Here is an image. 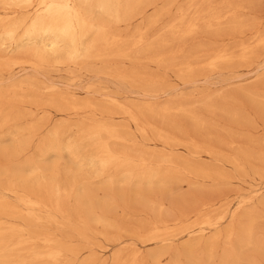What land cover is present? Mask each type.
<instances>
[{
  "label": "rangeland",
  "instance_id": "1",
  "mask_svg": "<svg viewBox=\"0 0 264 264\" xmlns=\"http://www.w3.org/2000/svg\"><path fill=\"white\" fill-rule=\"evenodd\" d=\"M148 1L151 3V5L150 7L144 10V14L141 15L143 16V18L141 16L133 18L132 20L128 22L129 24L128 23L118 24V25L113 24V22H111L109 18H107L106 16L98 12L97 10H93L89 17L92 24L94 25L102 24L103 26H105L108 32H110L114 36H117L120 39V41H122V43L124 41H127L123 43V46L121 48L124 51L127 50L126 52L128 53L131 50V53H130L131 55L128 54V57H127L128 59L117 58V57L114 58L113 56H111V54H113L114 51L110 50L105 53L106 58L102 57L100 59H95V60L93 59L84 60V63H83V59L82 60L78 59L72 65L65 64L66 62L68 63V61L65 59L66 58V55L64 54L65 49L62 48V46H60V51H59V54L57 55L50 53L49 48H46L42 51L41 45L39 42H37L36 44L34 43L33 45L26 44L27 46L25 47L27 48L25 49L22 48L21 50H19L14 45H12L10 41H7L3 37V35L1 34V29H0V68H2L3 65L8 60L11 59L12 61L13 59H15L13 60L14 61L13 62L14 64L12 63L13 65L9 64L10 67L9 65H5L6 67L8 66L9 68L8 67L7 69L2 68L3 70L5 69L4 70L5 72L2 69H0V73H1L0 74V103H1L0 113L6 114L8 111V108L10 109L11 107L12 109L14 105H17L14 107V109L11 110L10 114L14 116H21L20 119H16L17 121L13 120L12 122L10 121L4 124L5 122L2 120V117L0 115L1 117L0 118V202L8 204L10 208L7 211L0 210V217H1L0 225L2 228H5V229H13V230L28 229L32 233L33 236H37L40 239H43L45 237V239H48L50 241V244H52V246L61 248L63 249V253L64 252L66 253V254L64 253L62 258L59 260V264L60 263L61 264H71V262L72 264H78V263L79 264H127L128 262H130V259L133 257L135 252H138L137 256L138 257L140 256L141 259H143L141 260L137 258V262H138L137 264H145L144 263L145 261L147 262V264H152L157 261L161 262L162 264H165L167 262H170L168 264H171L173 262L175 264H195L198 262L189 261V259H187L184 256V254L180 252L183 249V247L187 243H189V241L190 242L192 241L191 239L189 240L187 237L178 236L171 246L172 248L171 250L173 252L177 251V249L180 252L177 258L174 256H171L170 259L166 257H162V254L164 251L162 247H159V246L157 247L155 245H149L148 243L144 244L143 237L146 236V233L149 234L148 231L150 229V226L152 225L150 222H156L157 220L160 223H162V221L164 223V221H167L164 224L168 225V222H169L171 223L170 227L171 225L173 227V230H170L169 232L171 234H177L175 232L180 231V230L183 231L186 228L185 225H187V228L188 226L190 227L192 225L191 227H193L194 230H197L196 226H198V224L203 222L204 218L205 219L208 218L210 219V221L213 220L211 222H214L215 221L214 218H216L217 215L218 216L223 215L225 213H230L232 211H236V214H237L236 222L233 225V227L235 226L234 229H237L240 226V224L247 221V218L245 217L250 216V217H255L257 219L256 220L257 221L256 223V227H257L256 234L257 235H256V241L254 243H255V246L256 245L259 246L261 244L264 246V243H263L264 242V218H263L264 217V170H263L264 168L261 166V163H260V161L262 160L261 155L264 153V144H263L264 143L263 141L264 140L263 139L264 119L256 118L257 116L256 112L259 113V110H260L257 107L258 103L260 102L259 100H256L257 103H254V101H251L250 99H245V98L238 96L241 93L249 91L248 93H252L254 95L256 94V96L258 97H264V86H263L264 85V48L256 47L255 49L257 50H255L253 47H250V46H253L254 44L253 39H252L253 35L255 36L256 34H259L261 30L262 32L260 34L264 33L263 31L264 27L262 28V26L264 25V0H227L231 4L233 3L232 4L233 6L238 7L240 9L239 11L240 15L242 16L245 22L248 21L246 22V24L254 22L253 26L251 25L250 28L245 29L246 32L244 30L242 34H240L239 36H235V38L232 37L234 40L231 37L228 39L227 38L225 39L224 37L213 39L211 38V36H208V35L204 36L203 34H197L195 37L183 40L184 42H180V43L179 42H169V44L164 49L166 53L170 52L169 54L170 57L168 56V58H170L171 62L168 59L167 61L169 62L168 64L151 63L147 60L146 56H144L143 54H139V53L135 57V55L132 54L133 48H131V45L133 43V40L136 39L135 37H137L140 34L143 36L145 40H148V38L151 39L147 43L149 42L155 43V41L157 40H166V39H168L166 41L171 40L170 39L171 38L170 28L166 26L172 27L171 24L174 23L173 24L174 26L178 23L179 20L177 19L180 18L181 11L182 10L185 11L187 7V1L186 0H148ZM224 1L225 0H213L212 4L215 7L220 9L219 5L222 4ZM195 2L196 3L194 4H197L198 6H206L205 5L206 3L204 0H198ZM242 7H244V9ZM15 11H16L15 13H12L11 11H8V10L4 11V6L0 2V24L5 23V21L19 19L21 18V16L23 17L24 15H26L27 12L30 10L24 9V10H15ZM188 16H191V12H188V15H186V18ZM151 19H154L156 21V24L153 26L149 24V21ZM176 20L177 22H175ZM252 27H253V30L251 29ZM23 29H24V26L21 27L17 31L16 36H15L16 39L21 36ZM248 29H250L251 31H249ZM244 32L247 34L244 35ZM93 37H94L93 32L89 33L87 37L85 38V40L83 41V43L84 44L88 43L90 40L93 39ZM201 39H202V45L200 44L199 46L198 44L199 42L201 43ZM220 39L221 41L222 39L224 40L222 41L223 45L222 43H220L221 42ZM189 40L190 41L192 40V41L190 42ZM232 40L234 42H232ZM186 41L187 42L189 41L190 43L185 44ZM193 42H194V45L192 44ZM231 42L234 44L235 47L232 45ZM213 43L214 44L216 43L215 46L217 48L219 46L217 50H216V47L213 46L214 45ZM174 44L175 46H173ZM179 44H181L182 46ZM241 44L245 47L251 48V50H253L254 53L259 52L261 54L257 53V55L255 56L257 57V59L254 57V61L253 59H251L248 62H242V63L238 61H233L232 63L225 66V67H228L227 70L225 67H223V69L222 67H220L222 70H220V68L215 69L214 70L215 72L207 71V70L202 71V70L197 69L196 71L202 72L203 74H202V77L195 78V82H193V84L187 83L185 79V75L178 72L179 65H183L184 62L197 63L196 62V59H197L198 63L202 61V64H203L205 59L207 58V55L212 54V52L210 53V51H212L214 48L215 50H213V52L215 51L226 52L227 51L226 52L227 54L233 55L234 49L230 50V46L232 45L235 48V50L238 49V52L240 53ZM203 45H205L207 48ZM220 45L222 46L220 47ZM212 46H213V49H212ZM180 47H182L183 49L182 48L180 49ZM226 48H228L229 51ZM178 49L179 51L177 52ZM26 51H28V53L30 54H28ZM159 51H162V49ZM206 51L209 54H207ZM34 52H40V53L42 52L41 54L42 56H44L45 59H47L46 60L47 62L44 61L42 65L39 64L35 60V57L33 56ZM172 52H173V56H171ZM175 52H177L178 54ZM234 52L237 53L236 51ZM239 53L234 54L233 56H236ZM26 54H28L29 56L31 55V56L28 57V55ZM31 57H33V61H30L32 60ZM6 59L7 61H5ZM21 60L23 61L27 60L26 62H29L31 65L30 64L22 65L21 63H23V61ZM58 61L60 62L57 63ZM32 62H34V64ZM35 62L38 64H36ZM19 63L21 64V66ZM195 63H194V66L196 68L198 67L201 68L202 64L199 63V66H198V63H197V66H196ZM233 63L235 65H233ZM248 63H249V66H246L248 65ZM43 64L45 65L43 66ZM34 65H38L39 67L36 66L38 68L34 67L36 68L34 69L33 68ZM237 65L239 66V68ZM29 66H32V67H29ZM205 71L206 73H204ZM118 73L122 75L125 73L124 75L129 76V79L124 80V79L117 77ZM129 73L132 75H130ZM195 73L197 74V72ZM130 77L132 78V80ZM52 85L54 87H51ZM146 85L148 86V88L156 87L157 89L166 91V95L160 98L158 97V98L150 99L149 97H147L148 95L145 94L147 93V91H149V89L146 88L147 87ZM19 86L20 87L22 86L21 88L24 91L23 93H21L22 91L19 90L20 88ZM31 86L35 89L32 90V88H30ZM16 89H18L19 91ZM25 89L28 92H25L26 91ZM48 89H52V92H48ZM42 90L44 91V93ZM259 92L260 93L262 92V93L260 94ZM41 94H43L45 97L42 96ZM53 94L54 95L57 94L56 97L53 96ZM234 94H236L237 96H236V100L232 102L233 104L231 103V101H228V100L224 102L219 100L222 97L235 96ZM46 95L48 96V98ZM63 96L65 97V100L63 99L64 98ZM59 99H63L64 101H66L67 99L69 100V102H77L79 104H88V105L93 106L95 108V111L93 112L88 111L85 113H81L77 117L74 116L75 118L73 116H66L62 112L60 113L58 111V110H62L65 108L63 107V105H61L63 108L60 105L58 108V104H62ZM240 99H243L245 102H248V103H243L244 101ZM56 100H57V103H55ZM110 100H113V101L116 100L115 102H117L119 105L122 104L126 108L124 112H129L128 109L132 110L133 113H131V111L130 113L133 114V116L137 118L139 126L141 125V127L145 128L146 134H139L138 132L139 128L133 125V123L127 121V119H125L124 117L120 116L119 114L121 112L113 104L110 105L111 104ZM209 101H211L212 104H215L217 108L215 109L216 111H214L215 113L211 111V114H210V112H207L204 110L206 104H208ZM240 101H243V102H240ZM162 106H168L169 108L172 109L170 113L165 118H163V120L165 121H162V118L160 117L157 118L156 116L154 117V115H150L145 112L146 108L152 107L153 109H157ZM176 106L177 107L180 106L181 108L186 110V112H190V113L193 112V114L198 113V115L197 114L195 115L199 116V118L202 117L201 118V120L203 119L202 128L194 130L192 127L193 126L192 122L190 121L189 118L186 117L185 114L173 111V108H177ZM244 106H246L248 110ZM1 107H4V108H1ZM222 108L226 111L228 110V112L221 110ZM39 110H41V112ZM251 110H253V112H251ZM233 111L241 113L240 115L243 117V119L241 118L239 120L234 119L231 116L232 113H234ZM97 112H99L100 117L102 114V117H103L101 118L102 120L103 119L107 120L109 118L107 120L109 122H107L106 120H103V122H101L102 120L100 121L99 119V122H101L99 123L98 120L96 119L97 117L99 118ZM212 112L214 115L212 114ZM248 113L249 115H247ZM88 114H90L91 116L90 119H89ZM143 115L149 118L143 117ZM105 116L106 118H104ZM94 117L97 121H95L94 119L93 121H90ZM85 120L87 121L85 122ZM256 120H259V121H256ZM260 120H262V122ZM88 121L93 124H90ZM96 122L98 124H107V123H109L107 125L114 124L112 126H115L116 130L118 131V135L128 142L126 144L108 142L109 149L113 153H116L119 155H122L123 154L122 151L124 150V155L128 157L132 156L130 157L131 159L133 157L135 158L137 155V159L135 158L136 161L133 158L134 162H138L141 159L142 162L146 163V165L148 164L150 167H153L154 169H158L161 172H165V171H170L174 166L177 168L178 167L182 168L183 166L182 163L188 161L189 163L195 164V165L202 164L205 166H211L214 169H217V171L219 170L220 172H222L226 177H230V178H228V180L226 181H218V183L217 182L213 183L207 180L195 181L194 184L191 186V189L190 187H187L185 184H181V185L173 184V186H171L170 188L167 187L165 189L157 184H153L149 186V184H147L146 182L140 183L139 185H137L135 182L133 184V181L130 182V180H128L121 172L115 171L111 167H108V169L104 168V170L103 169L101 170V168L98 166L97 163L89 162L90 158L96 156V151L94 147H91L90 145L87 144V142L85 141V138H86L87 131H89V129H91V127L94 126ZM246 122L250 124L252 123L251 124L252 126L243 125V123H246ZM227 123L231 125H228ZM90 125L91 127H89ZM241 126L242 128H240ZM243 126H246V127H243ZM159 128L161 131L159 130ZM83 129H85L84 132H83ZM147 129H149L150 131H148ZM157 130L158 132H161L160 134L164 132V136L168 138H171V136L174 137L177 133L176 135L177 137L173 139L178 140V137L179 138L182 137L179 141H182V139L183 141H188V140H191V138H194L195 136H197L196 138L192 139V140L199 139L198 141H195L196 143L197 142L202 143L205 140V137L215 138V137L220 136V138H225V139L229 137H234L236 139H239V142H240L235 147L234 151L252 152V154L250 155L251 164H249L248 166H245L244 172H241V171L234 170L232 167L226 165V163L224 162H220L221 163L220 164V163H216L212 161L211 159H207L203 157L199 158V160L194 159L193 160L194 162H193L189 158L190 156L189 150H184L180 147H175V146L169 147V148H163L160 145L154 146L152 144V141L155 140V137H157L156 136L157 135L156 133H158ZM220 130H222V132ZM192 131L196 135L192 134L193 133ZM174 132H175V135H174ZM80 135L84 139H82ZM83 135H85V137ZM152 135H154L155 137ZM245 138H248V139L252 138L253 145L252 144L245 145V141L242 140ZM79 139L82 142L79 143L78 142ZM129 139L135 143L131 144L130 143L131 141ZM142 139L144 140V142ZM141 141L143 142V144ZM258 141L262 143L263 145L260 144ZM256 142H258L260 146L258 144H255ZM136 143L139 145L138 147ZM127 144L130 146V148H128L129 146ZM51 145L56 146L55 152H46L47 148L50 147ZM146 145L148 146L145 149ZM142 146H144L142 150L145 149L146 151H149V152H146L145 150H143L145 152L143 151L139 152L141 151ZM132 147H136V148H132ZM115 148L117 151H115ZM150 150L151 151L153 150L152 151L153 153ZM68 151H70V154L68 153ZM254 151H256V153ZM158 157L160 158V160H158L159 159ZM149 158H151L152 160H150ZM168 158L173 159L174 164L168 165V163H166L165 165V163L162 162V161L168 160ZM148 159H149V163H148ZM174 159L177 160L178 162L175 163ZM152 161H153V164H152ZM252 161L257 165V166L255 165L257 170H255V166ZM258 162L260 163V165ZM157 163L160 164V166ZM169 166H171L170 169H169ZM253 166H254V169H253ZM112 169L114 173L112 172ZM258 169L261 171H259ZM113 174L116 177L113 176ZM35 179L37 182L35 181ZM39 180L41 181L39 182ZM15 182L18 186L15 184ZM41 183H43V185ZM45 184L47 188L45 187ZM49 184L50 185L52 184V185L50 186ZM48 186H50L51 189L50 187L48 188ZM126 186H129V188ZM6 188H10L12 190L14 189L13 190L14 192L9 193L5 190ZM37 188H39L38 191H37ZM67 188H69V190ZM124 189L127 190L129 193L131 192L130 194L127 193L129 194L128 196L129 198L127 197V199L125 198V200L123 199L124 193L126 192ZM62 190H65V191H62ZM32 191L34 192V194H32L33 193ZM52 191L54 193H52ZM153 191L154 193L152 194ZM46 193H48L47 196L50 195L49 197H47V199L45 198ZM108 193L111 198L114 196V198L115 199L117 198L118 201L115 200L114 198L111 199L108 196ZM135 193L140 194V196L136 197ZM127 194L125 193V196H127ZM117 195L119 197H117ZM149 195H152L151 199L150 197L149 198L147 197ZM154 195L158 197H154ZM160 195H163V197ZM20 196L21 198L25 196H29L34 199L35 197L37 199L38 196H40L39 199H41V202L43 200V203L46 204L47 206H48L47 203L51 201L49 203V207H51L53 202H54L53 207L58 202V205H59L57 209L58 211L57 210H56L57 212L54 211L53 208H51V210H53L54 213H51L52 211L50 210V208L39 210V211L29 210L25 207H22L20 203H17L19 202L18 199H20ZM43 196H44V199L41 198ZM145 197L148 200L150 199V201L152 200L151 202H153V204L154 202L155 204L157 203L156 205L154 204L155 206L161 204L160 207L162 210V217L163 215L167 213H168V216H165L164 219L161 216L157 218L155 215V211H154L155 208H153V211H150L148 208L150 205L148 204L146 205L143 203L145 200H147ZM160 197H161L162 202L160 200ZM186 197H190V198L187 199ZM253 197L255 200H252V202L249 203L250 205L246 204V207H243L242 209L237 211L238 202L247 201L245 200L246 198L247 199L249 198L251 201ZM52 198L54 200H52ZM143 198L145 199L144 201H143ZM155 198H157L158 200L156 199L157 201H155ZM129 199L130 201H132V203L133 201H134V204L137 203L136 206L140 207L144 205L142 206L144 208L143 212H146L147 210L148 211L146 213H142L141 212L142 210H140L141 207L140 208L135 207L137 209V212L139 208L138 213L135 211V209H132V210L129 209L131 207L133 208L131 202H129ZM195 199L199 201L195 202L196 201ZM44 200H47V201L45 202ZM190 200H195V201L193 202ZM114 202L121 203L118 205V207L120 206L119 209L118 207H115L116 204L118 203L114 205ZM125 203H128V204L126 205ZM162 203L164 204L162 205ZM207 203L208 205L214 204V206L210 208L211 210L208 209L207 211H204L202 206L207 205ZM175 204L179 206V210L182 208L181 210L183 212L179 211V213L181 214L183 213L184 215L183 214L182 215L185 217H182L181 214L177 215L178 208H177V205L175 206ZM226 204L228 206H226ZM128 205L131 207L126 208V206ZM163 207L164 209H162ZM167 207L169 208V211H167L166 209ZM174 207L177 209H175ZM221 208L222 210L226 212L224 213V211H222ZM121 209H124L125 211ZM59 210H61V212ZM126 210L128 212H126ZM193 211H196L198 213H194L195 215L192 216ZM201 211L203 214L200 213ZM164 212L166 213L164 214ZM147 213L149 214L148 215L149 218L147 216ZM185 213L187 214L189 213L188 216H186ZM101 214H104V215H101ZM109 214H111V218ZM180 215L182 218L180 217ZM105 216L107 218H104ZM188 217H189V219H187L188 221L185 220V222L183 223V220ZM6 218H8V221ZM35 218L36 220L38 219V221H36ZM78 219L80 222L78 221ZM81 219L82 221L85 220L84 222H82L83 225H86V221H88L87 223L89 225L87 224L86 225L87 227H86L80 224ZM148 219H150L151 221L150 220L148 221ZM174 219L178 220V223L181 222V225L177 224L176 220L172 221ZM180 219H183V220H180ZM197 219H199V221ZM1 220L4 222H2ZM25 221L26 222L28 221V223H26ZM103 221H105L104 223H107V224H104ZM11 222H12V225H10ZM17 222H19V224H17ZM226 222L222 223L221 226L219 227L218 229L219 233H222L226 230L227 225H228V222L227 223ZM20 224L21 225L23 224V225L21 226ZM174 224H176V226ZM107 225H111L113 227H108ZM182 225L185 228L182 229L181 228ZM179 226L181 229L179 228ZM172 227L169 229H172ZM142 228L144 230H142ZM176 228H179L180 230H177ZM132 230H133L132 233L138 236H134L131 233ZM143 231H146V232L144 233ZM139 233L141 236L139 235ZM214 234L215 232L213 231L206 232L204 234L203 240L204 241L211 240ZM7 235L8 234H6V232L2 234V236H5V237H7ZM136 237H140L141 240L139 238L136 239ZM221 238L222 237H220L217 241V243L219 242L218 248L219 247L223 248L224 246L223 245L224 242ZM117 239H118V242L115 241ZM219 240L220 241L222 240V241L220 242ZM256 242L260 244H257ZM129 244L130 245L132 244V245L130 246ZM30 245L32 246V248H35L36 250H39L40 252L45 251L43 245L39 243L38 241H33ZM234 246H235L234 249L239 252L237 245L234 244ZM263 246H260V247H263ZM220 250L221 249L217 250L218 255L216 254L215 258L213 259V261H211L210 264H212L213 262H214L213 264L219 263L218 259H220V256H219L221 253ZM240 253L241 255L242 254L243 255L241 257L240 263L238 264H244V262L245 264H264V252H255L251 249L249 251L243 250ZM19 255L23 256L22 253ZM67 255L69 256V258H67L68 257ZM118 260L119 261L121 260L123 263L122 262L119 263ZM126 260H127V263H126ZM199 261L202 263L201 260ZM56 264H58V262Z\"/></svg>",
  "mask_w": 264,
  "mask_h": 264
},
{
  "label": "bare ground",
  "instance_id": "2",
  "mask_svg": "<svg viewBox=\"0 0 264 264\" xmlns=\"http://www.w3.org/2000/svg\"><path fill=\"white\" fill-rule=\"evenodd\" d=\"M187 1V7L185 9V11H181V16L178 21V23L176 25L172 27L170 26H166V27H169L170 28V32H171V40L169 41H166V40H157L155 41V43H147L149 40H145L143 38V36L140 34L138 35L137 37H135L136 39L133 40V43L131 45V48H133L132 50V54L136 55L139 53V54H143L144 56H146L147 60L151 63H161V64H168L169 61H170V58H168V56L170 57V52L169 53H166L165 52V48L166 46L169 44V42H184L183 40H186V39H189V38H192V37H195L197 34H203L204 36L205 35H208V36H211V38L213 39H217V38H222L224 37L225 39L227 38H232L235 36H239L240 34H242V32L247 29V28H250L251 25L253 26V23H247L248 21H244V19L242 18V16L240 15V9L238 7H235L233 6L229 1L225 0L222 4H220V9L215 7L213 4H212V1L213 0H204L205 1V5L206 6H198L197 4H194L196 3L195 1H198V0H186ZM1 4H3L4 6V11L8 10V11H11L12 13H15L16 11L15 10H24V9H28L30 11L27 12L26 15H24L23 17L21 16V18L19 19H14V20H11V21H5V23H1L0 24V29H1V34L3 35V37L7 40V41H10V43H12V45H14L17 49L21 50L22 48H27L25 46L27 45H33L34 43L36 44L37 42L40 43L41 45V49L42 51L46 48H49V52L54 54V55H57L59 54V51H60V46H62V48L65 49V55H66V60L68 61V63L66 62L65 64H73L75 63V61H77L78 59H83V63H84V60H89V59H100L102 57H105L106 58V52L107 51H114L113 54H111V56H113L114 58L117 57V58H126L128 59V54L131 55V50L130 52H126L127 50H122V46H123V43L127 42V41H124L122 43V41H120V39L117 37V36H114L113 34H111L110 32H108V30H106L105 26H103L102 24H97V25H94L91 23L89 17L92 13L93 10H97L98 12H100L101 14H103L104 16H106L107 18H109V20L111 22H113V24H127L130 20H132L133 18H136V17H140L141 15L144 14V10L147 9L148 7H150L151 3L148 1V0H0ZM219 3V2H218ZM176 4V3H175ZM204 5V4H203ZM237 5V4H236ZM218 6V7H219ZM238 6V5H237ZM181 7V6H180ZM241 7V6H240ZM244 9V7H242ZM246 9V8H245ZM188 12H191V16H188L186 18V15H188ZM190 15V14H189ZM143 18V16H141ZM244 17V16H243ZM247 17V16H246ZM253 17V16H252ZM249 18V17H248ZM5 19V18H4ZM254 19V18H253ZM141 20V19H140ZM152 20V21H151ZM149 21V24L150 25H155L156 24V18L155 20L154 19H151ZM177 20L175 22H177ZM248 20V19H246ZM256 20V19H255ZM258 21V20H257ZM172 22V21H171ZM129 24V23H128ZM148 24V25H149ZM261 24V22H260ZM257 25V24H255ZM24 26V29H23V32L21 34V36L19 38L16 39V33L17 31ZM150 26V27H152ZM260 26V25H258ZM264 27V25L262 26V28ZM168 29V28H167ZM253 30V27L251 28ZM255 29V27H254ZM261 29V28H260ZM264 29V28H263ZM166 30V28H165ZM249 31H251L250 29H248ZM247 30V31H248ZM257 31V30H256ZM264 31V30H263ZM93 32V39L90 40L88 43L84 44L83 41L85 40V38L87 37V35L89 33ZM143 32V31H142ZM161 32V31H159ZM168 32V31H167ZM246 32V30H245ZM244 32V35L247 34ZM262 32V30L260 31V33ZM249 33V32H248ZM256 34L255 36L253 35V46H250V47H253L254 49L256 47H263L264 48V33L263 34ZM167 34V33H166ZM165 34V35H166ZM200 36V35H199ZM249 36V35H248ZM246 36V37H248ZM160 37V36H159ZM251 37V36H250ZM210 38V39H211ZM237 38V37H236ZM241 38V37H240ZM244 38V36H243ZM197 39V38H195ZM194 39V40H195ZM233 39V38H232ZM251 39V38H250ZM124 40V39H122ZM129 40V39H128ZM193 40V39H192ZM191 40V41H192ZM200 40V38H199ZM234 40V39H233ZM232 40V42H234ZM249 40V39H248ZM190 41V40H189ZM185 42V44L187 43H190V42ZM219 41V40H218ZM217 41V42H218ZM221 41V39H220ZM222 41H224L222 39ZM222 41L220 43H222ZM231 41V40H230ZM236 41V40H235ZM252 41V40H251ZM129 42V41H128ZM146 42V43H145ZM205 42V41H204ZM226 42V41H225ZM231 42V43H232ZM241 42V41H240ZM249 42V41H248ZM197 43V42H196ZM230 43V44H231ZM239 43V42H238ZM243 43V42H242ZM27 44V45H26ZM176 44V43H175ZM175 44L173 46H175ZM182 44V43H181ZM179 44V45H181ZM194 45V42L192 43ZM191 44V45H192ZM200 44L202 45V39H201V43L199 42V46ZM214 44V43H213ZM251 44V43H250ZM207 45V44H206ZM216 43L213 45L215 46ZM223 45V43H222ZM220 45V47L222 46ZM232 45L234 46V44L232 43ZM230 46V50L234 49V51H236L237 53L238 52V49L235 50V46ZM177 46V45H176ZM182 46V45H181ZM190 46V45H188ZM197 46V44H196ZM205 46V45H203ZM213 46H212V49H213ZM218 46V45H217ZM239 46V44H238ZM247 46V45H246ZM194 47V46H193ZM206 47V46H205ZM216 47V46H215ZM227 47V46H226ZM229 47V46H228ZM179 48V46H178ZM182 47H180L181 49ZM189 48V47H188ZM191 48V47H190ZM207 48V47H206ZM210 48V47H209ZM208 48V49H209ZM219 48V46H218ZM216 47V50L218 49ZM223 48V47H222ZM240 53L236 56H233L234 54H237L233 51V55L231 54H227L226 52L224 51H215L213 52V50H215V48L210 51V53L212 52V54L210 55H207V58L205 59L204 63L202 64V61L199 62L200 64H202L201 68L198 67L196 68L194 66V63L193 62H184L183 65H179V71L181 74H184L185 75V79L187 81V83H191L193 84V82H195V78H199V77H202V72H198L196 71L197 69L198 70H207V71H214L215 69H219L220 67H225L227 66L228 64L232 63L233 61H238L240 63L242 62H248L250 61L251 59H253L254 61V57L257 55V53L259 52H255L253 50H251V48L249 47H245L241 44L240 46ZM162 51H159L161 50ZM183 49V48H182ZM206 49V50H208ZM228 49V48H226ZM261 49V48H260ZM257 50V49H255ZM259 50V48H258ZM179 51V49L177 50V52ZM202 51V50H201ZM229 51V49H228ZM262 51V50H261ZM28 53V51H26ZM175 52V53H177ZM182 52V50H181ZM189 52V51H188ZM205 52V51H204ZM42 53V52H41ZM40 52H34L33 53V56L35 57V60L42 65V63L45 61L47 62L44 58V56H42ZM207 54H209L207 51H206ZM30 54V53H28ZM26 54V55H28ZM178 54V53H177ZM176 54V55H177ZM255 54V55H254ZM261 54V53H259ZM258 54V55H259ZM31 56V55H30ZM28 55V57H30ZM108 56V55H107ZM133 56V55H132ZM171 56H173V52L171 54ZM199 56V55H198ZM206 56V54H205ZM260 56V55H259ZM52 57V56H51ZM104 58V59H105ZM257 59V57H255ZM29 59V58H28ZM32 60L30 61H33V57H31ZM143 59V58H142ZM141 59V60H142ZM15 60V59H13ZM11 61L7 59L5 61H7L2 68H6L7 67L5 65H11L14 61ZM34 60V61H35ZM138 60V59H137ZM172 60V59H171ZM189 60V59H188ZM23 61V60H21ZM27 60L23 61V63H21L22 65L23 64H30L29 62H26ZM57 61V59H56ZM131 61V60H130ZM194 61V60H193ZM252 61V62H253ZM19 62V61H18ZM51 62V60H50ZM60 61H58L57 63H59ZM62 62V61H61ZM70 62V63H69ZM81 62V61H80ZM171 62V61H170ZM196 62L198 63L197 59H196ZM2 63V62H1ZM34 64V62H32ZM36 63V62H35ZM36 63V64H38ZM115 63V62H114ZM197 63L196 66H197ZM199 63H198V66H199ZM236 63V62H235ZM14 64V63H13ZM12 64V65H13ZM18 64V63H17ZM16 64V65H17ZM20 64V63H19ZM20 64V66H21ZM54 64V63H53ZM9 65V67H10ZM31 65V64H30ZM40 65V66H41ZM45 64H43L44 66ZM233 65H235L233 63ZM245 65V63H244ZM15 66V65H14ZM38 65H34V67H36ZM75 66V65H74ZM238 66V65H237ZM242 66V65H241ZM246 66H249V63L248 65ZM8 67V68H9ZM29 67H32V66H29ZM39 67V66H38ZM36 67V68H38ZM50 67V66H49ZM173 67V65H172ZM231 67V65H230ZM229 67V68H230ZM234 67V66H233ZM0 68V69H2ZM34 68V69H36ZM169 68V67H168ZM226 70L228 67H225ZM239 68V66H238ZM172 69V68H171ZM220 68V70H222ZM232 69V68H231ZM3 70V69H2ZM5 70V69H4ZM3 70V71H4ZM168 70V69H166ZM233 70V69H232ZM35 71V70H34ZM5 72V71H4ZM119 72V71H118ZM197 72V74L195 73ZM215 72V71H214ZM115 73V71H114ZM206 73V71L204 72ZM1 74V73H0ZM125 74V73H124ZM122 75L120 73H118L117 77L121 78V79H129V76H125V75ZM130 74V73H129ZM212 74V73H211ZM220 74V73H219ZM224 74V73H223ZM106 75V74H105ZM114 75V74H113ZM127 75V74H126ZM132 75V74H130ZM205 75V74H204ZM145 76V75H144ZM115 77V76H114ZM127 77V78H126ZM147 77V76H146ZM156 77V76H155ZM262 77V76H261ZM113 78V77H112ZM116 78V77H115ZM118 78V79H119ZM131 78V77H130ZM145 78V77H144ZM154 78V77H153ZM235 78V77H234ZM120 79V80H121ZM146 79V78H145ZM152 79V78H151ZM239 79V78H238ZM132 80V78H131ZM155 80V79H154ZM237 80V79H236ZM127 81V80H126ZM11 82V81H10ZM139 82V81H138ZM142 82V81H141ZM133 83V82H132ZM154 83V82H153ZM146 84V83H145ZM144 84V85H145ZM151 84V83H150ZM149 84V85H150ZM259 84V83H258ZM132 85V84H131ZM136 85V84H135ZM154 85V84H153ZM161 85V84H159ZM30 86V85H29ZM50 86V85H48ZM147 86V85H146ZM152 86V85H151ZM264 86V85H263ZM20 87V86H19ZM22 87V86H21ZM19 88V90H21L23 93V89L22 88ZM26 87V86H25ZM51 87H54L53 85ZM150 87V86H149ZM13 88V87H12ZM33 89L32 86L30 87ZM56 88V87H55ZM134 88V87H133ZM148 88V86L146 87ZM247 88V87H246ZM149 91H147V93H145L146 95H148L147 97H149L150 99H154V98H160V97H163L166 95V91H163V90H160V89H157L156 87H150L148 88ZM18 90V89H16ZM18 90V91H19ZM26 90V89H25ZM132 90V89H131ZM147 90V89H146ZM145 90V91H146ZM37 91V90H36ZM43 91V90H42ZM134 91V90H133ZM256 91V90H255ZM254 91V92H255ZM25 92H28L27 90ZM35 92V91H33ZM41 92V90H40ZM48 92H52V89H48ZM244 92V91H243ZM249 92V91H248ZM247 91L244 92V93H241L239 94L238 96L242 97V98H245V99H250L251 101H254V103H257L256 100H259L258 102V108L260 109L259 110V113H257V116L256 118H260V119H264V97H258L256 96V94H252V93H248ZM44 93V91H43ZM220 93V92H219ZM260 93V92H259ZM258 93V94H259ZM262 93V92H261ZM260 93V94H261ZM15 94V93H14ZM19 94V93H18ZM40 94V93H39ZM59 94V93H57ZM56 94V95H57ZM20 95V94H19ZM29 95V94H28ZM42 96H44L43 94H41ZM51 95V94H50ZM56 95L53 94V96L56 97ZM235 96H229V97H222L220 98L219 100L221 101H231L234 102L236 100V94H234ZM35 96V94H34ZM37 96V95H36ZM47 96V95H46ZM52 96V97H53ZM60 96V95H59ZM62 96V95H61ZM65 96V95H64ZM63 96V97H64ZM143 96V94H142ZM45 97V96H44ZM51 97V98H52ZM137 97V96H136ZM204 97V96H203ZM36 98V97H35ZM48 98V96H47ZM46 98V99H47ZM50 98V99H51ZM62 98V97H61ZM146 98V97H145ZM22 99V98H21ZM38 99V98H37ZM42 99V98H41ZM56 99V98H55ZM65 100V97L63 98ZM63 99H59L60 102L62 104H58V108H59V105H63V107H65L64 109L62 110H58L60 113L62 112L63 114H65L66 116H78L80 115L81 113H85V112H93L95 111V108L91 105H88V104H79L77 102H69V100L66 99V101H64ZM240 100H243V99H240ZM52 101V100H51ZM116 101V100H115ZM113 100H110V105H114L121 113L119 114L120 116L124 117L125 119H127V121L133 123V125L137 126L139 128L138 132L139 134H146V130L145 128L141 127V125L139 126V123H138V120L135 116H133V111L132 110H129L128 108V111L129 112H124V110L126 109L122 104L119 105L117 102H115ZM188 101V100H187ZM214 101V100H213ZM244 101V100H243ZM243 101H240V102H243ZM79 102V101H78ZM145 102V101H144ZM156 102V101H154ZM170 102V101H169ZM217 102V100H216ZM3 103V101H2ZM50 103V102H49ZM55 103H57V100L55 101ZM59 103V102H58ZM191 103V102H190ZM214 103V102H213ZM238 103V102H237ZM243 103H248V102H243ZM1 104V103H0ZM6 104V103H4ZM37 104V102H36ZM154 104V103H153ZM233 104V103H232ZM242 104V103H240ZM12 105V104H11ZM10 105V106H11ZM172 105V104H171ZM8 106V107H10ZM17 106V105H14V107ZM37 106V105H36ZM46 106V105H45ZM51 106V105H50ZM14 107H12V109H14ZM23 107V106H22ZM44 107V106H43ZM62 107V106H61ZM62 107V108H63ZM129 107V106H128ZM158 107V106H157ZM177 107V106H176ZM226 107V106H225ZM245 108H247L246 106H244ZM253 107V106H252ZM256 107V108H257ZM1 108H4V107H1ZM11 107L10 109L8 108V111L6 114H1V117H2V120L5 122H3L4 124L8 123V122H12L13 120H16V119H20L21 116H14V115H11L10 112H11ZM36 109V108H35ZM40 109V108H39ZM215 109L216 106L215 104H212L211 101L208 102V104H206L205 106V111L207 112H210L211 114V111H216ZM229 109V108H228ZM238 109V108H237ZM250 109V107H249ZM172 109L169 108L168 106H162L160 108H157V109H153L152 107H149V108H146L145 112L147 114H150V115H154V117L156 116L157 118L160 117L162 118V121H165L163 120V118H165L171 111ZM221 110H224L223 108ZM248 110V108H247ZM254 110V108H253ZM253 110H251V112H253ZM41 112V110H39ZM131 111V113H130ZM173 111L175 112H178V113H183L186 115L187 118L190 119V121L192 122V127L194 130L196 129H199V128H202L203 126V119L201 120V118H199L198 113H195L193 114L190 113V112H186V110H184L183 108H181L180 106H178L177 108H173ZM192 111V110H191ZM226 111V110H224ZM237 111V110H236ZM236 111H233L234 113H232V117L236 120H239L240 118L243 119V117L240 115L241 113L239 112H236ZM245 111V110H244ZM243 111V112H244ZM4 112V111H3ZM204 112V111H203ZM212 112V114H213ZM219 112V111H218ZM228 112V110L226 111ZM232 112V111H231ZM255 112V111H254ZM98 113V116L99 118L97 117L96 119L98 120L99 122V119L100 121L102 120L101 118L102 117V114H101V117L99 115V112ZM215 113V112H214ZM245 113V112H244ZM17 114V113H16ZM95 114V113H94ZM143 114V113H142ZM209 114V115H210ZM223 114V112H222ZM229 114V113H228ZM89 115V119H90V114ZM200 115V114H199ZM214 115V114H213ZM226 115V114H225ZM249 115V113L247 114ZM23 116V115H22ZM94 116V115H93ZM254 116V115H253ZM0 117V118H1ZM110 117V116H109ZM143 117H146V118H149L145 115H143ZM151 117V116H150ZM25 118V117H24ZM75 118V117H74ZM88 118V117H86ZM106 118V116L104 117ZM108 118V117H107ZM111 118V117H110ZM139 118V116H138ZM159 118V119H160ZM204 118V116H203ZM246 118V117H245ZM251 118V117H250ZM88 119V120H89ZM93 119L95 121H97L94 118H92V120L90 121H93ZM109 119V118H108ZM107 119V120H108ZM142 119V118H141ZM167 119V118H166ZM23 120V119H22ZM62 120V119H61ZM83 120V118H82ZM103 120H106V119H103ZM103 120L101 122H103ZM106 120V121H107ZM235 120V121H236ZM253 120V119H252ZM251 120V121H252ZM17 121V120H16ZM87 120H85L86 122ZM94 121V122H95ZM256 121H259V120H256ZM262 122V120H260ZM89 122V121H88ZM99 122V123H101ZM109 122V121H107ZM229 122V121H228ZM245 122V120H244ZM255 122V121H253ZM90 124H93L91 122H89ZM88 123V124H89ZM159 123V122H158ZM162 123V122H160ZM264 123V121H263ZM49 124V122H48ZM95 124V123H94ZM109 124V123H107ZM107 124H98L96 122V124L94 126L91 127V125L89 127H91V129H89V131H87L86 133V138H85V141L87 142L88 145H90L91 147H94L95 148V151H96V156L92 157L89 159V162L91 163H97L98 166L101 168V170L104 168L108 169V167H111L113 168L115 171H119L121 172L128 180L133 181V184L134 182L139 185L140 183H143V182H146L147 184L150 185H153V184H157L161 187H163L164 189L167 188V187H171L173 186V184H177V185H181V184H185L187 187H190L191 189V186L194 184L195 181H199V180H207V181H211V182H217L218 181H226L228 180V178L230 177H226L222 172H220L219 170L217 171V169H214L213 167L211 166H205V165H195V164H191L189 163L188 161L187 162H183L182 163V168H177V167H173L170 171H165V172H161L159 171L158 169H154L153 167H150L148 164L146 165V163L142 162V160L138 161V162H134L133 161V158L131 159L130 157L124 155V150L122 151L123 154L122 155H119V154H116V153H113L110 149H109V146H108V142H114V143H122V144H126L128 141H126L125 139L121 138L119 135H118V131L116 130L115 126H112V125H107ZM228 124V123H227ZM234 124V123H233ZM238 124V123H237ZM252 124V123H251ZM250 123H243V125H247V126H252ZM254 124V123H253ZM152 125V124H150ZM228 125H231V124H228ZM239 125V124H238ZM145 126V125H143ZM38 127V126H37ZM117 127V126H116ZM151 127V126H150ZM158 127V126H156ZM160 127V126H159ZM223 127V126H222ZM232 127V126H231ZM238 127V126H237ZM243 127H246V126H243ZM50 128V127H49ZM155 128V126H154ZM205 128V127H204ZM209 128V127H208ZM242 128V126L240 127ZM261 128V127H260ZM177 129V127H176ZM192 129V130H193ZM245 129V128H244ZM262 129V128H261ZM85 129H83V132H84ZM148 131H150L149 129H147ZM160 130V128H159ZM263 130V129H262ZM34 131V130H33ZM132 131V130H131ZM161 131V130H160ZM222 132V130H220ZM242 131V130H241ZM249 131V130H248ZM247 131V132H248ZM137 132V131H136ZM158 132V130H157ZM188 132V131H187ZM193 132V131H192ZM80 133V132H79ZM150 133V132H149ZM161 132H158L156 133L157 137H155V140L152 141V144L154 146H157V145H160L162 146L163 148H169V147H180L184 150H189L190 152V156L189 158L193 161L194 159H198L203 157V158H207V159H211L212 161L216 162V163H220V162H224L226 163V165L232 167L234 170L236 171H241V172H244L245 170V166H248L250 163V155L252 154V152H240V151H234L235 147L238 145L239 142V139H236L234 137H229L227 139L225 138H220V136L218 137H215V138H206L205 137V140L202 142V143H196L195 141H198L197 139L196 140H192L194 138H196L197 136H195L194 138H191V140H188V141H179L182 137H178V140H174L173 138L177 137V133L175 135V132H174V137L171 136V138H168L166 136H164V132H162V134H160ZM173 133V132H172ZM191 133V131H190ZM138 134V135H139ZM170 134V133H169ZM189 134V133H188ZM194 134V132L192 133ZM225 134V133H224ZM55 135V133H54ZM196 135V134H194ZM81 136V135H80ZM85 137V135H83ZM184 136V135H182ZM192 136V135H190ZM252 136V134H251ZM254 136V135H253ZM104 137V138H103ZM82 138V136H81ZM153 138V137H152ZM84 139V138H82ZM190 139V138H189ZM264 139V137H263ZM52 140V139H51ZM130 140V139H129ZM137 140V139H136ZM135 140V141H136ZM143 140V139H142ZM185 140V139H184ZM243 141H245V145H251L253 142L252 138L251 139H248V138H245V139H242ZM131 144L135 143V142H132V140H130ZM256 141V140H255ZM264 141V140H263ZM78 142H82L80 141V139L78 140ZM142 142V141H141ZM144 142V140H143ZM142 142V144H143ZM259 142V141H258ZM258 142H256L255 144H258ZM129 143V145H130ZM260 143V142H259ZM75 144V142H74ZM137 144V143H136ZM135 144V146H136ZM147 144V143H145ZM144 144V145H145ZM262 144V143H260ZM260 144H258L260 146ZM264 144V143H263ZM262 144V145H263ZM128 145V144H127ZM126 145V146H127ZM128 145V146H129ZM141 145V144H140ZM253 145V144H252ZM257 145V146H258ZM57 146V144H56ZM56 146L55 145H51L50 147L47 148L46 152H55L56 150ZM139 145L137 144V147ZM148 145L145 146V149ZM256 146V145H255ZM144 146L141 147V151L139 152H142V148ZM252 147V146H251ZM82 148V147H81ZM130 148V146L128 147ZM132 148H136V147H132ZM140 148V147H139ZM149 148V147H148ZM238 148V147H237ZM240 148V147H239ZM250 148V147H248ZM261 148V147H260ZM263 148V147H262ZM126 149V148H125ZM91 150V149H90ZM122 150V149H120ZM228 152H227V151ZM261 150V149H260ZM115 151L116 148H115ZM146 151V150H145ZM143 151V152H145ZM151 151V150H150ZM153 151V150H152ZM151 151V152H152ZM253 151V150H252ZM138 152V151H137ZM146 152H149V151H146ZM256 153V151H254ZM261 152V151H260ZM68 153L70 154V151H68ZM129 153V152H128ZM153 153V152H152ZM88 154V153H87ZM126 154V152H125ZM141 155V154H140ZM148 155V154H147ZM163 155V154H161ZM259 155V154H258ZM41 156V155H40ZM89 156V155H88ZM139 156V155H138ZM151 156V155H150ZM262 156V160L260 161L261 163V166L264 168V153L261 155ZM141 157V156H140ZM139 157V158H140ZM160 157V156H159ZM158 157V158H159ZM258 157V156H257ZM137 159V155L135 157ZM134 158V159H135ZM143 158V157H142ZM164 158V157H163ZM175 158V157H173ZM253 158V157H252ZM135 159V161H136ZM150 160H152L151 158H149ZM149 159H148V163H149ZM162 159V157H161ZM177 159V158H176ZM255 159V158H254ZM160 160V158L158 159ZM182 160V159H181ZM189 160V161H191ZM144 161V160H143ZM147 161V160H146ZM156 161V160H155ZM175 163L178 162L177 160H175ZM183 161V160H182ZM256 161V160H255ZM158 162V161H157ZM165 163H168V165H171V164H174L173 162V159H169L166 160V161H162ZM194 162V161H193ZM200 162V161H199ZM253 162V161H252ZM159 163V162H158ZM157 163V164H158ZM198 163V162H197ZM201 163V162H200ZM259 163V162H258ZM259 163V165H260ZM33 164V163H32ZM152 164H153V161H152ZM199 164V163H198ZM221 164V163H220ZM254 166L256 165L254 162H253ZM151 165V164H150ZM160 166V164H158ZM177 165V164H176ZM214 166V165H213ZM216 166V165H215ZM251 166V165H250ZM254 166H253V169H254ZM257 166V165H256ZM255 166V170H257ZM36 167V166H35ZM164 167V166H163ZM37 168V167H36ZM91 168V167H90ZM165 168V167H164ZM171 168V166H169V169ZM217 168V167H216ZM113 169H112V172H113ZM161 169V168H159ZM247 169V168H246ZM260 169V168H259ZM258 169V170H259ZM30 170V169H28ZM264 170V169H263ZM27 171V170H26ZM108 171V170H107ZM110 171V170H109ZM261 171V170H259ZM32 172V171H31ZM104 172V171H103ZM102 172V173H103ZM114 173V172H113ZM258 173V172H257ZM118 174V172H117ZM262 174V173H261ZM263 175V174H262ZM261 175V176H262ZM12 176V175H11ZM113 176H115L113 174ZM116 177V176H115ZM123 178V177H122ZM259 178V177H258ZM19 180V179H17ZM33 180V178H32ZM36 181V179H35ZM41 180H39L40 182ZM114 181V180H113ZM125 181V180H124ZM13 182V181H12ZM37 182V181H36ZM43 182V181H42ZM107 182V181H106ZM11 183V182H10ZM34 183V182H33ZM199 183V182H198ZM202 183V181H201ZM208 183V182H207ZM16 184V182H15ZM43 185V183H41ZM48 184V183H47ZM78 184V183H77ZM196 184V183H195ZM17 185V184H16ZM50 185V184H49ZM52 185V184H51ZM50 185V186H51ZM201 185V184H200ZM18 186V185H17ZM37 186V185H35ZM48 186V188L50 187ZM112 186V184H111ZM110 186V187H111ZM176 186V185H175ZM12 187V186H11ZM26 187V186H24ZM32 187V186H31ZM45 187L47 188L46 184H45ZM129 188V186H126ZM114 188V187H113ZM112 188V189H113ZM17 189V188H16ZM20 189V188H18ZM39 188H37V191H38ZM42 189V188H41ZM51 189V187H50ZM69 190V188H67ZM75 189V188H74ZM155 189V188H154ZM189 189V188H188ZM7 192L9 193H13L14 189H10V188H6L5 189ZM55 190V189H54ZM73 190V189H72ZM122 190V189H121ZM125 190V189H124ZM153 190V189H152ZM172 190V189H171ZM25 191V189H24ZM23 191V193H24ZM36 191V192H37ZM62 191H65V190H62ZM112 191V190H111ZM126 194L129 193L127 190H125ZM173 191V190H172ZM251 191V190H250ZM33 192V191H32ZM60 192V191H59ZM68 192V191H67ZM123 192V191H122ZM138 192V191H137ZM144 192V191H142ZM246 192V191H245ZM252 192V191H251ZM22 193V192H21ZM49 193V192H48ZM46 193V199L47 197V194ZM52 193H54L52 191ZM125 193H124V197L123 199L125 200V198L127 199V197L129 196V194H127V196H125ZM146 193V192H145ZM144 193V194H145ZM154 193V191L152 192V194ZM16 194V193H15ZM28 194V193H27ZM34 194V192L32 193ZM31 194V195H32ZM112 194V193H111ZM149 194V193H148ZM151 194V193H150ZM18 195V194H17ZM56 195V194H55ZM122 195V194H121ZM15 196V195H14ZM52 196V195H51ZM60 196V194H59ZM108 196H109V193H108ZM135 196L136 197H139L140 194L138 193H135ZM151 196L152 195H149L147 196L148 198L150 197L151 199ZM163 197V195H160ZM190 196V195H188ZM40 196H38V200L34 198H31L29 196H25L23 198H21L20 196V199L19 202L17 203H20L22 205V207H25L29 210H43V209H49L51 210V208L54 209V211H56L58 209V202L56 203V205L53 207V204L51 205V207H49V203L48 206L46 204L43 203V200L41 202V199H39ZM110 197V196H109ZM108 197V198H109ZM117 197H119L117 195ZM132 197V196H131ZM154 197H158V196H155ZM153 197V199H154ZM166 197V196H165ZM173 197V196H172ZM180 197V196H179ZM44 199V196L41 197ZM68 198V197H67ZM111 198V197H110ZM114 198V196L112 197ZM111 198V199H112ZM129 198V197H128ZM133 198V197H132ZM142 198V196H141ZM146 198V197H145ZM187 199H189L190 197H186ZM252 198V197H250ZM50 199V198H49ZM48 199V200H49ZM59 199V198H58ZM115 199V198H114ZM113 199V200H114ZM136 199V198H135ZM140 199V198H139ZM147 199V198H146ZM150 199L148 200H145L143 198V203L144 204H148L150 205L148 208L150 211H153V208H155V215L157 218H159L160 216L162 217V210H161V207L159 205L155 206V202L153 204V202L150 201ZM157 198H155V201ZM173 199V198H172ZM179 199V198H178ZM245 199V198H244ZM249 199V198H248ZM247 198L245 200L247 201H240L238 202V210L242 209L243 207H246V204H249L252 202V200H255L254 197L253 199H250L248 200ZM17 200V201H18ZM40 200V201H39ZM52 200H54L52 198ZM63 200V198H62ZM66 200V199H65ZM107 200V199H106ZM117 200V198L115 199ZM123 200V201H124ZM141 200V199H140ZM160 200H161V197H160ZM159 200V201H160ZM196 200V199H195ZM195 200H190V201H195ZM45 202L47 200H44ZM118 201V200H117ZM127 201V200H126ZM158 201V202H159ZM199 200H196L195 202H198ZM3 202V201H2ZM68 202V200H67ZM112 202V201H111ZM110 202V203H111ZM128 202V201H127ZM129 202H131L133 208L131 206H126V208L128 207H131L129 209H135V211L137 212V207L139 206H136L137 203L134 204V201L132 203V201H130L129 199ZM162 202V200H161ZM164 202V201H163ZM218 202V201H217ZM62 203V202H61ZM118 203V202H114V205ZM204 203V202H203ZM211 203V202H210ZM64 204V203H63ZM73 204V203H72ZM71 204V205H72ZM121 204V203H118L116 204L115 207H118V205ZM126 205L128 203H125ZM134 204V205H133ZM164 203H162L163 205ZM179 204V202H178ZM199 204V203H198ZM205 204V203H204ZM212 204V203H211ZM203 205L202 208L204 209V211H207L208 209H210L213 205ZM68 205V204H67ZM139 205V204H138ZM177 204H175L176 206ZM250 205V204H249ZM69 206V205H68ZM78 206V205H77ZM144 206V205H142ZM141 207L140 210H142L141 212L142 213H146V212H143L144 208ZM181 206V205H180ZM193 206V205H192ZM220 206V205H219ZM223 206V205H222ZM221 206V207H222ZM226 206H228L226 204ZM74 207V206H72ZM76 207V206H75ZM95 207V206H94ZM107 207V206H106ZM136 207V208H135ZM139 207V208H140ZM189 207V206H187ZM230 207V206H229ZM61 208V207H60ZM64 208V207H63ZM79 208V207H78ZM120 208V206L118 207V209ZM139 208H138V212H139ZM143 208V209H142ZM147 208V207H146ZM145 208V209H146ZM175 208V207H174ZM178 208V209H177ZM177 209L178 210V213L177 215L181 214L179 213V211L181 212L182 208L179 210V206L177 205ZM196 208V207H195ZM215 208V207H214ZM225 208V207H224ZM223 208V209H224ZM237 208V207H236ZM9 208L8 204H5V203H1L0 202V210L2 211H7ZM66 209V208H65ZM64 209V210H65ZM164 209V207L162 208ZM167 211H169V208L167 207L166 208ZM165 209V210H166ZM70 210V209H69ZM121 210H124V209H121ZM128 210V209H127ZM126 210V212H128ZM193 210V209H191ZM201 210V209H200ZM211 210V209H210ZM222 210V208H221ZM52 212L51 213H54L53 210H51ZM58 211V210H57ZM56 211V212H57ZM61 212V210H59ZM73 211V210H72ZM125 211V210H124ZM122 211V212H124ZM130 211V210H129ZM197 211V210H196ZM196 211H193V215H195L194 213H198ZM213 211V210H212ZM216 211V210H215ZM224 211V210H222ZM9 212V211H8ZM7 212V213H8ZM19 212V211H18ZM55 212V213H56ZM65 212V211H64ZM63 212V213H64ZM81 212V211H80ZM131 212V211H130ZM137 212V213H138ZM177 212V211H176ZM183 212V211H182ZM226 211H224L225 213ZM48 213V212H47ZM66 213V212H65ZM64 213V214H65ZM99 213V212H98ZM104 213V212H103ZM110 213V212H109ZM133 213V212H132ZM166 212H164L165 214ZM190 213V212H189ZM188 213V214H189ZM192 213V211H191ZM202 213V211L200 212ZM199 213V214H200ZM9 214V213H8ZM21 214V213H20ZM59 214V213H58ZM63 214V215H64ZM76 214V212H75ZM92 214V213H91ZM183 214V213H182ZM181 214V215H182ZM187 213H185L186 216H188ZM197 214V215H199ZM203 214V213H202ZM5 215V214H4ZM48 215V214H47ZM55 215V214H54ZM57 215V214H56ZM69 215V214H67ZM81 215V214H80ZM101 215H104V214H101ZM143 215V214H142ZM149 214L147 213V216ZM151 215V214H150ZM180 215V217H181ZM184 215V214H183ZM182 217H185L183 216ZM191 215V214H190ZM189 215V216H190ZM210 215V214H209ZM236 211H232L230 213H225L223 215H217L214 222H211L213 220L210 221V219H205L203 220V222H201L200 224H198V226H196L197 230H194L193 227H189L187 228V225H185V228L183 225H182V229L185 228L183 231L180 230V226L179 228H176L177 230H180V231H177L175 233L177 234H171L169 231L170 230H173V227L172 229H169L171 228L170 227V224L168 222V225L167 224H164L165 222L167 221H162V223L158 222L156 220V222H150L152 225L150 226V229H149V234L146 233V236L143 237L144 239V244L145 243H148L149 245H155V246H159V247H162V249L164 250L163 251V254H162V257H166L168 259L171 258V256H174V257H178L180 252H182L184 254V256L189 259V261H196L198 262L199 264H210L211 261H213V259L215 258L216 254H217V250L218 249H221L220 250V259L219 260V263L218 264H238L240 263L241 261V251L243 250H253L255 252H264V246L261 244V245H256L255 246V241H256V231H257V227H256V223H257V219L255 217H245L247 218V221L240 224V226L237 228V229H234L233 225L235 224L236 222ZM14 216V215H13ZM50 216V215H49ZM58 216V215H57ZM61 216V215H60ZM84 216V215H82ZM107 216V214H106ZM104 217V218H107V217ZM110 218H111V214H109ZM132 216V215H131ZM145 216V215H144ZM165 216H168V213L163 215V219ZM191 216V218H192ZM201 216V215H200ZM211 216V215H210ZM20 217V216H18ZM72 217V216H71ZM74 217V216H73ZM77 217V216H76ZM98 217V216H97ZM103 217V216H102ZM127 217V216H126ZM177 217V216H176ZM181 217V218H182ZM199 217V216H198ZM212 217V216H211ZM1 218V217H0ZM16 218V217H15ZM59 218V217H58ZM78 218V217H77ZM82 218V217H81ZM149 218V216H148ZM178 218V217H177ZM202 218V217H201ZM264 218V217H263ZM7 221H8V218H6ZM162 219V220H163ZM189 219L186 218V219H180V220H183V223L185 222V220ZM196 219V217H195ZM200 219V218H199ZM199 219H197L199 221ZM238 219V218H237ZM36 220V218H35ZM104 220V219H103ZM114 220V219H113ZM125 220V219H124ZM150 219H148L149 221ZM176 219L172 220V221H175ZM259 220V219H258ZM2 221V220H1ZM38 221V219L36 220ZM79 221V219H78ZM85 220L82 221L81 219V223L83 225L82 222H84ZM112 221V220H111ZM115 221V220H114ZM151 221V220H150ZM177 221V224L181 225V222L178 223V220ZM188 221V220H187ZM196 221V220H195ZM193 221V222H195ZM228 222V225L226 224ZM4 222V221H2ZM13 222V221H12ZM12 222L10 225H12ZM24 222V221H22ZM26 222V221H25ZM35 222V221H34ZM41 222V221H40ZM52 222V221H51ZM75 222V221H74ZM80 222V221H79ZM88 221H86V225L88 224L87 223ZM105 221H103L104 223ZM146 222V221H145ZM171 222V221H170ZM191 222V220H190ZM226 222L225 224L227 225V228L224 232L222 233H219L218 232V229L219 227L221 226L222 223ZM242 222V221H241ZM6 223V222H5ZM10 223V222H9ZM28 223V221L26 222ZM48 223V222H47ZM117 223V221H116ZM139 223V221H138ZM147 223V222H146ZM199 223V222H197ZM196 223V225H197ZM8 224V222H7ZM16 224V222H15ZM17 224H19V222H17ZM38 224V223H37ZM40 224V223H39ZM74 224V223H73ZM104 224H107V223H104ZM110 224V223H109ZM193 224V223H192ZM21 225V224H20ZM23 225V224H22ZM21 225V226H22ZM86 225H83V226H86ZM89 225V224H88ZM117 225V224H116ZM148 225V224H147ZM176 226V224H174ZM173 225V226H174ZM6 226V225H5ZM31 226V225H30ZM36 226V225H35ZM103 226V225H102ZM108 227H113L111 225H107ZM146 226V225H145ZM10 227V226H9ZM25 227V226H24ZM37 227V226H36ZM58 227V226H57ZM87 227V226H86ZM125 227V226H124ZM34 228V227H33ZM38 228V227H37ZM104 228V227H103ZM30 229V228H29ZM35 229V228H34ZM119 229V228H118ZM140 229V228H139ZM122 230V229H121ZM120 230V232H121ZM142 230H144L142 228ZM175 230V228H174ZM101 231V230H100ZM215 232V234L213 235V237L211 238V240L209 241H204L203 240V237H204V234L206 232ZM6 232L7 237L5 236H2V234ZM118 232V231H117ZM133 232V230L131 231V233ZM136 232V230H135ZM144 233L146 231H143ZM217 232V233H216ZM38 233V232H37ZM106 233V232H105ZM115 233V232H114ZM41 234V233H40ZM133 234V233H132ZM117 235V234H116ZM115 235V236H116ZM134 236H138L136 234H133ZM140 235V233H139ZM145 235V234H143ZM77 236V235H76ZM119 236V234H118ZM132 236V235H131ZM133 236V238H134ZM141 236V235H140ZM187 237L189 240L191 239L192 241L189 243H187L183 249L179 252L178 249L177 251H172L171 249V246L172 244L174 243V241L177 239V237ZM263 236V235H262ZM261 236V237H262ZM208 237V236H207ZM222 237L221 239L223 240L224 242V246L223 248L219 247L218 248V239ZM119 238V237H118ZM140 237H136V239ZM57 239V238H56ZM187 239V240H188ZM141 240V239H140ZM184 240V239H183ZM186 240V239H185ZM221 240V241H222ZM262 240V239H261ZM33 241H38L39 243H41L45 249L44 252H40L39 250H36L35 248H32V246L30 245ZM54 241V240H53ZM57 241V240H56ZM55 241V242H56ZM118 242V239L115 240ZM220 241V240H219ZM220 241V242H221ZM139 242V241H138ZM137 242V243H138ZM186 242V241H185ZM140 243V242H139ZM254 243V244H253ZM257 243V242H256ZM264 243V242H263ZM136 244V243H135ZM222 244V243H221ZM234 244L237 245L238 249H239V252L237 250H235V246ZM257 244H260V243H257ZM130 245V244H129ZM132 245V244H131ZM130 245V246H131ZM175 245V244H174ZM34 246V245H33ZM37 246V245H35ZM122 246V245H121ZM260 246H263V247H260ZM79 247V246H78ZM125 247V245H124ZM128 247V246H127ZM135 247V246H134ZM174 247V246H173ZM123 249V248H121ZM130 249V248H129ZM131 250V249H130ZM134 250V249H133ZM124 251V250H123ZM23 254V256H20L19 254ZM65 253V252H64ZM63 249L61 248H58V247H54L52 246V244H50V241L48 239H45V237L43 239H40L39 237L37 236H33L32 233L28 230V229H23V230H13V229H5V228H2L1 225H0V263L1 264H56L58 262L59 264V260L62 258L63 256ZM66 254V253H65ZM140 254V253H139ZM249 254V253H248ZM138 255V252H135L133 257L130 259V262L127 263V260H126V263L127 264H137V258L138 259H141V257L137 256ZM218 255V254H217ZM68 256V255H67ZM131 256V255H130ZM122 257V255H121ZM128 257V256H127ZM69 258V256L67 257ZM218 258V256H217ZM121 259V258H119ZM183 259V258H182ZM197 259V260H196ZM75 260V259H74ZM143 260V259H141ZM201 260L202 263L199 261ZM217 260V259H216ZM262 260V259H261ZM124 261V260H123ZM129 261V259H128ZM169 261V260H168ZM255 261V260H253ZM74 262V261H73ZM77 262V261H75ZM117 262V261H116ZM118 262H122L121 260ZM125 262V261H124ZM142 262V261H140ZM244 262V261H243ZM123 263V262H122ZM145 264H147V262L145 261L144 262ZM170 262H167L165 264H168ZM193 263V262H192ZM198 263H195V264H198ZM214 263V262H213ZM212 263V264H213ZM61 264V263H60ZM72 264V262H71ZM79 264V263H78ZM152 264H162L161 262L157 261V262H154ZM171 264H175L174 262L171 263ZM245 264V262H244Z\"/></svg>",
  "mask_w": 264,
  "mask_h": 264
}]
</instances>
